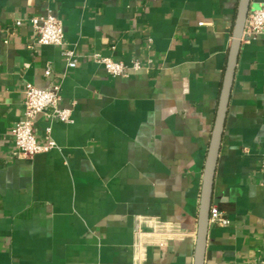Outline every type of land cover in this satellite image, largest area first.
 Returning <instances> with one entry per match:
<instances>
[{
	"label": "crops",
	"instance_id": "1",
	"mask_svg": "<svg viewBox=\"0 0 264 264\" xmlns=\"http://www.w3.org/2000/svg\"><path fill=\"white\" fill-rule=\"evenodd\" d=\"M236 5L0 0V264H192ZM260 6L264 0H251L250 9ZM48 11L62 21L61 46L37 44L27 22ZM64 49L75 53V67ZM95 53L141 67L110 76ZM27 83H58L60 107L71 108V118L37 116V141L45 142L50 125L56 146L21 159L12 154L10 132ZM212 206L230 223H209L203 264H264L261 37L241 39ZM156 220L170 231L153 229Z\"/></svg>",
	"mask_w": 264,
	"mask_h": 264
},
{
	"label": "built area",
	"instance_id": "2",
	"mask_svg": "<svg viewBox=\"0 0 264 264\" xmlns=\"http://www.w3.org/2000/svg\"><path fill=\"white\" fill-rule=\"evenodd\" d=\"M27 22L31 25L33 33L36 36L37 44L61 46L64 42V29L62 21L59 17L51 12L43 15H34L27 18ZM20 20H16V24H20ZM243 34L249 37H261L264 39V6L256 9H250L245 19ZM68 67L76 66V55L73 50L64 49L61 51ZM92 59L101 64L106 73L110 76H121L129 69H139L141 66L137 61H133L131 65H127L121 60H114L110 57L100 54H92ZM44 74H50V68L46 67ZM23 100L22 116L11 128V137L13 144V156L21 159H32L35 155L53 149L56 144L51 137L50 125L46 128L45 142L37 141L34 133V122L39 115L46 116L50 123L54 121L69 122L71 116V108L60 107V85L52 83L49 87H37L31 83L25 84ZM209 223L219 226H227L229 219L215 206H211L209 214ZM152 228L163 232L170 231L158 220L154 221ZM139 229V228H138ZM138 230V235L140 234ZM136 255L137 260L141 258L139 249V241L137 240Z\"/></svg>",
	"mask_w": 264,
	"mask_h": 264
},
{
	"label": "water",
	"instance_id": "3",
	"mask_svg": "<svg viewBox=\"0 0 264 264\" xmlns=\"http://www.w3.org/2000/svg\"><path fill=\"white\" fill-rule=\"evenodd\" d=\"M250 7L251 0H237L232 27V40L227 54V60L218 95L217 108L203 164L199 203L196 216V233L192 264H203L205 259L215 168L223 135L237 57L243 36L245 19Z\"/></svg>",
	"mask_w": 264,
	"mask_h": 264
}]
</instances>
